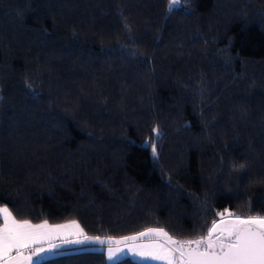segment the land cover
<instances>
[{
	"label": "trees",
	"instance_id": "obj_1",
	"mask_svg": "<svg viewBox=\"0 0 264 264\" xmlns=\"http://www.w3.org/2000/svg\"><path fill=\"white\" fill-rule=\"evenodd\" d=\"M169 2L0 0V205L17 219L188 240L225 209L264 215V0ZM34 264L152 263L78 245Z\"/></svg>",
	"mask_w": 264,
	"mask_h": 264
},
{
	"label": "snow or ice",
	"instance_id": "obj_2",
	"mask_svg": "<svg viewBox=\"0 0 264 264\" xmlns=\"http://www.w3.org/2000/svg\"><path fill=\"white\" fill-rule=\"evenodd\" d=\"M171 2L175 4L178 0ZM153 131L158 132V129ZM217 215L220 219L213 220L207 234L197 239L177 240L163 228H148L115 240L117 247H109L108 256L111 258L121 251L119 245L124 244L142 257L165 264H264V215L245 218L228 209ZM0 219L3 221L0 225V264H31L34 256L46 251L39 245L47 243L48 249L55 248L57 245L53 241L57 237H61L63 243L100 239L85 235L75 220L59 225H50L46 220L33 224L28 219H16L7 206H0ZM69 229L74 231H67ZM72 235L78 239L69 240ZM143 237L156 239L148 244L136 243ZM112 242L113 238L109 237L108 243ZM34 247L36 251H31Z\"/></svg>",
	"mask_w": 264,
	"mask_h": 264
},
{
	"label": "crops",
	"instance_id": "obj_3",
	"mask_svg": "<svg viewBox=\"0 0 264 264\" xmlns=\"http://www.w3.org/2000/svg\"><path fill=\"white\" fill-rule=\"evenodd\" d=\"M0 206H5V205H0ZM16 219H17V218H16ZM18 220H24V219H18ZM73 220H75V219H70V220H65V221H60V222H48V221H47V222H48L50 225H59V224H68V223H70V222L73 221ZM43 221H45V220H41V221H37V222H32V221H31V222H32L33 224H39V223H42ZM75 221H76V220H75ZM76 222L78 223V221H76ZM2 223H3V221H2V219H1V220H0V225H2ZM78 224H79V223H78ZM79 225H80V224H79ZM80 227H81V225H80ZM81 228H82V227H81ZM82 229H83V228H82ZM144 230H146V229H144ZM144 230H142V231H144ZM67 231L71 232V231H74V229H69V230H67ZM140 232H141V231H140ZM84 234L87 235V236H89V237H99L100 239H99V240H86V241H82L81 243H63L61 237H57V238L53 241V243H55V244L57 245V247H55V248L48 249V244H47V243H43V244L39 245V247H43V248H45L46 251H44V252H40L37 256H34L33 259H32L31 264H34L35 262L41 260L42 258H45V257L51 256V255L57 253V252H58L59 250H61V249H65V248H67V247H74V246H78V245H85V246H87V247H89V248H92V249L102 250L103 253H104V255H105L106 249L109 248V247L115 248V247L117 246V245L115 244V240L121 238V237H111V238H113V242H112L111 244H109V243H108V238H109V237L91 236V235L86 234L85 231H84ZM135 234H136V233H135ZM135 234H131V235H135ZM131 235H127V236H131ZM122 237H124V236H122ZM153 238L156 239L155 237H151V239H153ZM68 239H69V240H76V239H78V237L75 236V235H72V236H69ZM147 239H149L150 241H152V240L150 239V237H143V238L139 239L138 241H141V240H143V241H147ZM147 242H149V241H147ZM150 243H151V242H150ZM120 245H124V244H120ZM120 245H119V246H120ZM31 251H36V248L34 247ZM128 253H129V252L122 253V254H123V256H124V255H127V256H129V257L135 259V260L146 262V261H144V260H141V259H137V258H135V257H132V256L129 255ZM14 254H15V253H13V255H14ZM27 254H29V253H28V251L26 250V251H25V255H27ZM116 260H117V259H116ZM114 261H115V260H114ZM111 262H112V261H111Z\"/></svg>",
	"mask_w": 264,
	"mask_h": 264
},
{
	"label": "rangeland",
	"instance_id": "obj_4",
	"mask_svg": "<svg viewBox=\"0 0 264 264\" xmlns=\"http://www.w3.org/2000/svg\"><path fill=\"white\" fill-rule=\"evenodd\" d=\"M169 3H170V5L176 6V5H178L179 0H178V2L175 3V4H173V3L171 2V0H170ZM223 212H224V211H223ZM225 218L227 219V217H225ZM219 219H220V217H219ZM219 219H218V220H219ZM218 220H217V221H218ZM150 239H151V238H150ZM151 240H152V241H150L149 239H147V241H149V242L141 240V241H137L136 243H144V244H148V243H150V242H153V240H155V239L153 238V239H151ZM161 243H163L162 240H161ZM116 247H117V246H116ZM116 247H115V248H116ZM119 247L121 248V251L116 252L115 255H113L111 258H109V256H108V249H109V248L106 249V252H105L104 258H105V260H106L107 262L114 261V260L120 258L121 256H123L122 253L129 252L128 254L131 255L132 257H135V258H137V259L144 260V261H146V262H148V263H152V264H165L164 261L153 260V259H151L150 257H142V256L136 254L135 252L129 250L128 248L124 247V245H120ZM115 248H113V249H115Z\"/></svg>",
	"mask_w": 264,
	"mask_h": 264
}]
</instances>
